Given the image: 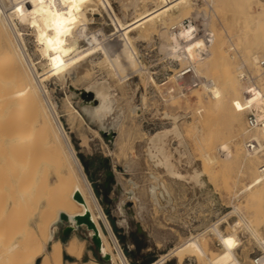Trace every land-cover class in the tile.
<instances>
[{"label": "bare ground", "instance_id": "6f19581e", "mask_svg": "<svg viewBox=\"0 0 264 264\" xmlns=\"http://www.w3.org/2000/svg\"><path fill=\"white\" fill-rule=\"evenodd\" d=\"M140 1L146 5L153 2L154 6H145L144 10L134 14L132 20H126L118 14L112 0H96V5L90 0H0V264H100L93 258L84 259L85 240L77 234H72L65 242L56 237L55 230L62 213L69 216L71 225L75 227L76 215H90L99 233L104 255H109L114 264H130L45 81L53 74L64 78L68 75L73 81V94L84 91L88 94L82 105L90 118L98 119L105 129L116 126L121 130L128 112L139 111L142 103L121 104L111 79L117 78L123 90L128 84V77L132 75H138L144 87L149 81L158 88L163 86L152 75L143 77L142 73L147 68L136 45V40L144 38L145 32L150 34L158 29L159 21L163 23L159 31L164 36L161 49L166 55L180 61V65L194 64L197 75L205 80L200 85L203 90L197 87L191 89L197 95L199 106L177 113L169 114L168 111L171 124L146 137L147 157L154 168L161 167L173 178H182L202 187L205 172L194 166L193 154L195 157L201 156L204 163L210 165L219 162L222 151L228 164L241 160L251 170L252 177L243 190L257 201L264 197V158L259 154L264 146V80L261 78L262 72L264 74V68L261 67V61L264 60V0L232 1L243 22L238 41L232 43L239 51L245 48V52H241L244 57L240 64L235 56L229 54L220 29L208 30L205 35L195 37L187 26H182L176 32L171 30L174 23L193 17L192 0H135L134 4ZM207 1L213 4V12L206 14L211 26L215 24V16L224 8L225 0ZM81 7L92 14H101L104 22L109 21L113 26V32L84 44L80 25ZM175 11L179 13L171 22L170 16ZM221 20L225 26L227 17ZM26 28L35 34V42L40 44L41 53L46 58L40 62L41 71L34 57L29 54ZM134 30H138V35L132 33ZM115 42H119L123 50L117 58L111 46ZM99 51L102 57L97 58V61L94 56ZM249 63L258 74L252 84L244 86L248 95L245 93L241 96L238 81L242 80L244 65ZM95 64L105 67L107 76L93 78L86 85L78 87L75 82L89 78ZM237 70L240 71L237 73ZM163 88L161 93L166 103L182 96L189 100L186 92L174 93L171 87L162 91ZM144 95L143 92L142 102ZM225 105L233 109L231 125L239 121L238 115L245 108L254 109L261 123L251 139L257 141L259 146L251 149L247 147V141L245 144L236 141L237 137L249 133V128L232 133L229 140H221L224 132L216 115ZM190 116L194 117L192 121L185 120L180 124L181 117ZM172 140L177 141L174 149L170 145ZM87 141L84 136V142ZM233 141L234 148L231 145ZM191 142L195 144L194 150L191 149ZM174 151L179 155L176 156ZM137 154H131L130 161H136ZM183 161L191 169L183 172ZM151 175L150 181L154 179V182L148 187L153 198L157 197L159 185L164 191H169L165 181H159L155 173ZM129 193L137 198L133 191ZM236 209L240 214L239 221L264 248V237L259 236L253 221L246 218L239 207ZM218 223H211L212 229L233 257L227 264H243L234 251L238 241L236 223L231 224L234 230L231 236H225ZM90 230L93 235L94 229ZM186 242L193 245L190 257L196 259L195 264H220L219 251L208 247L204 233L192 234ZM175 250L171 249L151 264H165V259Z\"/></svg>", "mask_w": 264, "mask_h": 264}, {"label": "rangeland", "instance_id": "374dc122", "mask_svg": "<svg viewBox=\"0 0 264 264\" xmlns=\"http://www.w3.org/2000/svg\"><path fill=\"white\" fill-rule=\"evenodd\" d=\"M134 1L112 0L118 14L120 16L122 15L126 20H132L139 11L145 9V6H154L153 2H150L151 4L147 3L146 5V3H141L140 1L138 3L135 2V5ZM232 1L225 0L222 6L224 8L218 13V16H215L216 21L214 25L210 26L206 19V14L213 12L212 2H208L207 0H192L194 2L192 3L194 9L191 16L195 17L202 31L208 33V30L220 29L219 32L222 31L221 36L223 41L226 42L229 54L235 56V60L240 64L244 57L243 53L245 51L243 52V50L245 48L243 47V50L239 51V49L234 48L232 43L238 41V37L242 33L243 22L239 19ZM90 2L95 5L97 4L96 0H90ZM230 3H232L233 7ZM198 8H201V10H195ZM84 9L85 7H81L82 16L80 20L83 22H80V25L82 27V42L84 44H88L94 40L96 41L106 36V34L113 32V26L109 24V21L105 23V19L101 14H92L90 11ZM254 9H257V7L254 6ZM178 13L175 11L170 16L172 18L171 22L174 21L173 19H176ZM224 17L228 19L225 21V26L221 20ZM161 23L160 21L158 22V29L152 31L150 34L145 32L144 38L140 37L136 40L141 58L147 68L142 73L143 77L146 78L152 75L159 83L165 82L162 76H172L173 71L180 66V61L166 55L161 49L162 47L160 45L164 40V36L159 31L163 26V23ZM239 29L241 30L239 31ZM132 33L138 35V30H134ZM35 38V34L28 28L26 30L27 48L29 54L38 63V68L41 71L42 65L40 62L45 61L46 58L42 55L41 49L39 48L40 44L35 42ZM111 46H113V53L115 58H117L121 54L120 52H123L121 50L122 46L119 45V42L112 43ZM97 54L98 57L94 56V58L96 57L95 60L98 61L102 57V52L99 51ZM94 67L89 78L80 79L75 82L78 87L86 85L93 78L107 76L108 73L105 67L99 64H95ZM243 70L248 72L250 77L254 79L258 74L257 70L250 63L244 65ZM238 71L240 70H237V73ZM102 74L106 75L103 76ZM53 75L45 81L49 95L56 105L63 124L69 132L77 154L113 226L114 233L117 235L124 252L129 258L130 264H151L173 248H176V250L165 259V264H195L196 259L190 257L193 245H189L186 240L187 237L197 233H204L206 235L208 247L212 250L219 251L220 264H227L233 257L226 251L222 240L212 229V224H217L218 222L225 236H231L234 233L231 224L236 223L238 228L236 231L238 241L234 246V251L243 264H255L253 259L264 254V248L260 241L239 221L240 214L236 209L239 207L245 217L253 221V226L258 231L259 236L263 238L264 197H261L257 201L248 195V191L243 190V186L252 177L251 170L248 169L245 163L239 160L229 162L228 164V161L222 155V151L220 153L218 148L216 151L218 154L220 153L219 155L221 157L219 162L215 164L208 165L209 163H204L203 159L200 158L201 156L195 157L193 154L194 166L205 172L203 174L205 182L201 187L199 185H193L182 178H173L163 168L161 169V167L154 168L152 162L146 155V137L158 129L171 124L172 121L168 119V116H170L168 115V111H170L169 114L171 112H183L189 108L195 109L200 105L197 102L195 91L190 90L187 93L189 100H186V96H182L177 97L173 101H169L170 103H166L161 93V89L165 85L158 88L149 81V85L147 84L144 87L140 83L138 75H132L133 77H128V84L123 90V85L119 84L120 81L117 78L111 79L115 85L117 96L118 98L120 97L119 101L121 104L122 102L123 104L126 102L124 105H128L130 102H134L135 104L142 103V106L139 111H134L133 113L128 112L122 129L120 130V127H117L118 129L116 128L117 131L120 130L121 132L117 134L113 142H110L100 131L102 128L100 121L98 119L92 120L89 115L81 113L80 103L82 102V98L73 96V89L70 91V85L73 87L71 78L68 75L65 78L62 76L59 77L58 74ZM156 75H158V78ZM261 78L264 80L263 72ZM246 85V81L239 79L238 89L241 96L246 93L244 89ZM196 87L199 90H203L201 88L202 86H195L194 88ZM162 91H165V88ZM143 92L146 95H144L142 102ZM251 111L255 112L254 109L245 108L244 112L238 115L237 119L239 121L236 120L231 125L233 109L230 106H222L217 112L219 115H216L218 116L217 121L224 132L221 140H229L232 133L241 131L242 128L248 129L246 117ZM80 114L83 116L82 118ZM193 119L194 117L192 116L187 118L181 117L179 122L182 125L185 120L186 122H190ZM249 130V133L246 132L237 137L236 141L245 144L257 131L256 128ZM84 136L87 137V142H84ZM116 140H118V144ZM170 145L172 148L175 147L177 141L172 140ZM231 145L234 148V141ZM192 148L193 150L195 149V144L191 142ZM174 152L175 154L177 153L176 156L179 155L177 151ZM134 153H138L136 161H130V156ZM259 154L263 159L264 146ZM110 165L114 168L115 177L109 181L111 186L108 188L105 183L108 181L107 171ZM181 169L185 172L187 169H191V166L183 161ZM152 173L159 176V181H165L166 189H169L170 192L164 191L162 186L159 185L157 188V197L153 198L151 196L149 187L154 182V179L150 181ZM114 180L119 181L122 188H119ZM135 182L136 184H133ZM130 191H133L137 195V198L130 196ZM70 224H72L70 221H60L55 230L56 237H60L65 242L75 233L85 240V260L93 258L100 264H114L112 258L104 255L101 248L96 245L93 235H91V230L86 224L83 223L76 226L68 235L64 234V230Z\"/></svg>", "mask_w": 264, "mask_h": 264}, {"label": "built area", "instance_id": "2783aa9c", "mask_svg": "<svg viewBox=\"0 0 264 264\" xmlns=\"http://www.w3.org/2000/svg\"><path fill=\"white\" fill-rule=\"evenodd\" d=\"M182 26H187L192 29L193 37L200 34L205 35V31L201 30L200 24L197 22L195 17H186L179 23H174L171 26V30L179 31ZM261 65L264 68V60L261 61ZM174 76V77H173ZM158 78V75H156ZM165 82H163L164 87L167 89L171 87V91L174 93H188L195 86L202 85L205 78L198 76L196 73V68L194 64L180 65L174 71L172 76H162ZM242 79L247 82V85L252 84L253 78L250 77L248 72L244 71ZM261 121L259 120L257 113L251 111L247 114L246 124L249 129H255L260 125ZM259 146V143L254 139H248L247 147L254 149ZM255 264H264V254L259 255L253 259Z\"/></svg>", "mask_w": 264, "mask_h": 264}, {"label": "water", "instance_id": "95a60500", "mask_svg": "<svg viewBox=\"0 0 264 264\" xmlns=\"http://www.w3.org/2000/svg\"><path fill=\"white\" fill-rule=\"evenodd\" d=\"M70 88V90H72V89H74L73 87H69ZM88 94L84 91V92H82L81 94H79V95H77V94H73V96H75V97H81L82 98V101L84 100V99H86V96H87ZM80 105H81V108H80V111H81V113L82 114H84V115H88L86 112H85V110H84V108H83V105H82V102L80 103ZM166 117V116H165ZM167 118V117H166ZM116 126H112V127H109V128H107V129H105V128H101V133H102V135L108 140V141H110V142H113L114 140H115V138H116V136H117V130H116ZM107 160H109V159H107ZM107 175H108V181H106V186L108 187V188H110V184H109V181L112 179L113 180V178L115 177V171H114V168L110 165L109 166V169H108V171H107ZM116 183H117V185L119 186V188H122V186H121V183L119 182V181H117V180H114ZM79 197V196H78ZM79 199H80V197H79ZM76 218V225L78 226V225H81V224H86L87 226H88V228L89 229H94V234H93V239H94V241H95V243H96V245L98 246V247H100L101 248V239H100V237H99V233H98V231L96 230V228H95V225H94V222L92 221V219H91V217H90V215H88V214H86V215H76L75 216ZM63 220H66V221H70V218H69V216L67 215V214H65V213H62L61 214V218H60V221H63ZM76 227L74 226V225H69V226H67L66 227V229L64 230V234H66V235H68L73 229H75ZM106 256H109V255H107L106 254Z\"/></svg>", "mask_w": 264, "mask_h": 264}]
</instances>
